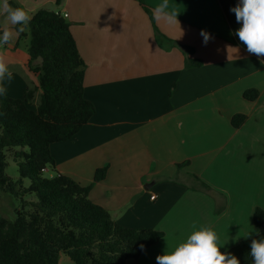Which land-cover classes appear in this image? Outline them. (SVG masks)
I'll return each mask as SVG.
<instances>
[{"label":"crops","instance_id":"1","mask_svg":"<svg viewBox=\"0 0 264 264\" xmlns=\"http://www.w3.org/2000/svg\"><path fill=\"white\" fill-rule=\"evenodd\" d=\"M8 2L31 16L43 9L67 15L95 113L73 139L51 145V154L58 173L91 187V201L116 223L165 233L126 264H157L158 255L201 226L214 229L222 252L257 236L253 213L264 209V57L235 41L218 0H170L180 27L153 22L138 0ZM159 2L145 0L151 13ZM201 30L213 37L207 45ZM29 42L25 29L0 48L13 72L6 85L11 98L39 86ZM249 90L258 92L254 101L244 98ZM239 114L246 120L235 128ZM104 167L106 178L95 182Z\"/></svg>","mask_w":264,"mask_h":264},{"label":"trees","instance_id":"2","mask_svg":"<svg viewBox=\"0 0 264 264\" xmlns=\"http://www.w3.org/2000/svg\"><path fill=\"white\" fill-rule=\"evenodd\" d=\"M218 1L235 41L241 43L233 34L241 24L230 11L238 0ZM138 2L154 22L145 0ZM26 29L30 36L29 67L38 75L39 86L26 89L23 99L0 96V195L21 200L14 220L0 215V264H59L63 254L73 264H126L138 260L165 233L116 223L108 210L91 201V187L58 173L51 154V145L73 139L95 113L94 104L85 98L86 64L70 24L60 13L43 9L32 15ZM19 36L23 37L24 32ZM193 52L187 50L189 56ZM37 60L39 65H35ZM200 64L188 61L189 66ZM38 90L41 95L35 104ZM257 97L255 90L244 93L249 101ZM245 120L246 116L239 114L231 123L239 128ZM14 148L21 149L14 154L20 175L17 180L5 173V151ZM107 170H96L94 181L104 180ZM46 173L52 176L46 177ZM26 179L30 181L28 187L24 186ZM28 195H35L36 201L26 200ZM253 224L259 236L226 251L240 264H253L250 245L253 239L264 237L263 208H255Z\"/></svg>","mask_w":264,"mask_h":264},{"label":"clouds","instance_id":"3","mask_svg":"<svg viewBox=\"0 0 264 264\" xmlns=\"http://www.w3.org/2000/svg\"><path fill=\"white\" fill-rule=\"evenodd\" d=\"M235 14L237 23L241 26L233 33L246 46L249 53L264 57V0H240V3L230 9ZM0 15L4 22L0 25V48L9 45L13 39L23 33L29 25L32 16L21 7H12L8 0L0 5ZM178 13L170 4V0H160L152 8V18L157 23H165L170 27L179 26ZM15 27V31L9 28ZM181 29V28H180ZM182 31V30H181ZM203 43L213 39L206 30H201ZM238 51V49H237ZM264 64V60H261ZM13 72L9 69L8 61L0 52V96H6L11 84ZM196 229V225H193ZM259 236L258 230H256ZM249 233L244 238H248ZM143 249V245H141ZM218 243V235L211 226H201L191 232L186 240L173 251L164 252L156 257L157 264H240L239 259L228 252H222ZM250 255L253 264H264V237L253 239L250 245Z\"/></svg>","mask_w":264,"mask_h":264},{"label":"rangeland","instance_id":"4","mask_svg":"<svg viewBox=\"0 0 264 264\" xmlns=\"http://www.w3.org/2000/svg\"><path fill=\"white\" fill-rule=\"evenodd\" d=\"M29 106L32 109H35V107H36L34 104H29ZM19 150H21V149L20 148H14V150H6L5 151V154L7 156V167H6L5 173L7 176H9L10 178H12L14 180H17L20 177L17 164L14 161V154L16 151H19ZM45 176L49 177L50 173H46ZM29 185H30V181L28 179L24 180V186L28 187ZM25 199L29 200V201H33V200L36 201V196L35 195H28V196H26ZM20 206H21V200L15 199L8 194L1 193V195H0V215L4 216L10 220H14L15 210L19 209ZM60 264H73V262L71 261V259L68 256L63 254V255H61Z\"/></svg>","mask_w":264,"mask_h":264},{"label":"built area","instance_id":"5","mask_svg":"<svg viewBox=\"0 0 264 264\" xmlns=\"http://www.w3.org/2000/svg\"><path fill=\"white\" fill-rule=\"evenodd\" d=\"M63 17L65 18V17H67V15L65 14V15H63ZM155 197H152V199H154Z\"/></svg>","mask_w":264,"mask_h":264}]
</instances>
